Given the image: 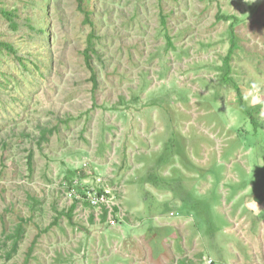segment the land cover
<instances>
[{"label":"rangeland","instance_id":"rangeland-1","mask_svg":"<svg viewBox=\"0 0 264 264\" xmlns=\"http://www.w3.org/2000/svg\"><path fill=\"white\" fill-rule=\"evenodd\" d=\"M0 43V264H264V0H0Z\"/></svg>","mask_w":264,"mask_h":264},{"label":"trees","instance_id":"trees-1","mask_svg":"<svg viewBox=\"0 0 264 264\" xmlns=\"http://www.w3.org/2000/svg\"><path fill=\"white\" fill-rule=\"evenodd\" d=\"M9 18H11L12 13L7 12L6 14ZM218 19L219 20H231L230 26H229V30H228V35H229V42H230V47L228 50L227 55L223 58V65L221 67H219L220 70L223 71L222 74V80L225 83H229V84H233L234 88L237 91V95H238V99H239V107H240V111L242 112V115L246 118H248V120L250 121V126L252 127V132H250L249 134L251 135L250 138V143H252L254 138H258L261 135V130H262V125L260 123V113L262 110V106L261 105H249L246 101V98L243 94V90L242 88L239 86L238 83H236L233 79V76L231 75V71H232V65H231V60L233 57V54L235 52V50L238 48L239 44H238V36L236 33V26L239 23V18L235 15H227V14H218ZM12 23L13 19L11 18ZM165 36L168 39L169 42V46H173V42H172V37L168 31V29L166 28L165 31ZM1 46V43H0ZM89 58V56H88ZM95 78V77H94ZM52 132V131H50ZM46 134L47 132L43 129L42 130V139H46ZM30 166L32 168V161H33V157L30 156ZM83 193V191L81 192ZM84 194V193H83ZM98 194L99 196H102L105 193V190L103 188L98 189ZM76 205L73 204V206L71 207L70 211L72 213V211L75 209ZM106 209V208H105ZM115 210H118V207L115 208ZM108 212V209L105 210L104 212V220L106 219V214ZM23 233V225L19 224V226L16 228L15 230V234L12 236L14 237V248H17L18 242L19 240L17 239L18 236H21ZM213 263V262H212ZM211 263V264H212ZM214 264V263H213Z\"/></svg>","mask_w":264,"mask_h":264},{"label":"built area","instance_id":"built-area-1","mask_svg":"<svg viewBox=\"0 0 264 264\" xmlns=\"http://www.w3.org/2000/svg\"><path fill=\"white\" fill-rule=\"evenodd\" d=\"M104 190H105L106 194H103L102 196H99L98 191H96L95 188H92L91 190L88 191V198L94 207H100L101 204L104 201H106L105 197L108 196L109 190L108 189H104ZM108 214L110 215L111 211H109ZM110 218H112V217H110ZM112 224L115 225L116 220L113 219ZM211 263H212V260L209 262V264H211Z\"/></svg>","mask_w":264,"mask_h":264},{"label":"crops","instance_id":"crops-1","mask_svg":"<svg viewBox=\"0 0 264 264\" xmlns=\"http://www.w3.org/2000/svg\"><path fill=\"white\" fill-rule=\"evenodd\" d=\"M185 232L187 233L188 232V228H186L185 229ZM189 233H190V230H189ZM175 234V233H174ZM256 245V244H255ZM257 246V245H256ZM252 248H253V246H252ZM251 251H252V249H250V252L247 254L248 255V257H250L253 261H252V263H248V261L246 260V257L245 256H239V264H242V262H244V260H245V263H247V264H262V260L261 259H259V255L257 256V258L255 259V257H254V254H252L251 253ZM233 264H235V262H233Z\"/></svg>","mask_w":264,"mask_h":264}]
</instances>
